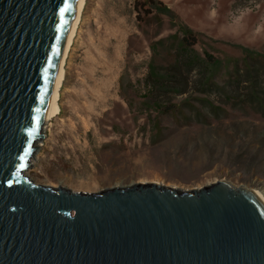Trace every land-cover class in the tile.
<instances>
[{
	"label": "rangeland",
	"instance_id": "obj_1",
	"mask_svg": "<svg viewBox=\"0 0 264 264\" xmlns=\"http://www.w3.org/2000/svg\"><path fill=\"white\" fill-rule=\"evenodd\" d=\"M158 1L202 34L194 49L218 62V86L173 96L176 111L157 112L145 83L173 66L178 18L154 10L139 24L142 0H86L60 114L44 125L26 175L82 194L149 183L190 192L226 181L264 199V0Z\"/></svg>",
	"mask_w": 264,
	"mask_h": 264
},
{
	"label": "water",
	"instance_id": "obj_2",
	"mask_svg": "<svg viewBox=\"0 0 264 264\" xmlns=\"http://www.w3.org/2000/svg\"><path fill=\"white\" fill-rule=\"evenodd\" d=\"M76 2L0 0V264H264V206L245 188L82 194L26 175Z\"/></svg>",
	"mask_w": 264,
	"mask_h": 264
},
{
	"label": "trees",
	"instance_id": "obj_3",
	"mask_svg": "<svg viewBox=\"0 0 264 264\" xmlns=\"http://www.w3.org/2000/svg\"><path fill=\"white\" fill-rule=\"evenodd\" d=\"M145 2L149 8L145 6ZM154 10L159 16L168 19L178 18L161 1L142 0L135 5L137 23H144L145 18L154 15ZM174 27L177 28L175 38L178 37V47L175 50L173 66L164 71L149 72L145 83L147 92L152 97L150 102L153 109L165 114H172L177 109L176 105L169 101L171 97L186 95L192 89L201 92L200 94H206L218 86L214 82L219 69L218 62L211 55L200 56L194 49L202 34L193 32L181 21ZM193 75L199 77L197 82L191 80Z\"/></svg>",
	"mask_w": 264,
	"mask_h": 264
},
{
	"label": "bare ground",
	"instance_id": "obj_4",
	"mask_svg": "<svg viewBox=\"0 0 264 264\" xmlns=\"http://www.w3.org/2000/svg\"><path fill=\"white\" fill-rule=\"evenodd\" d=\"M85 4H86V0H77L76 2L71 25L69 27L68 35L65 40L63 50L61 53V57H60V60H59V63L56 69L53 87H52L51 95L49 99L48 112H47L45 125H47L53 118L59 116L60 114V108L58 105V101L60 98V92H61V88H62L63 80H64V70H65V65H66L65 63H66L69 51L71 47L73 46L74 39L76 38V34L78 31V27L80 24V20L82 17V12L85 7ZM249 192L252 193L260 201V203L264 206V199L261 197L259 193L255 191H249Z\"/></svg>",
	"mask_w": 264,
	"mask_h": 264
},
{
	"label": "crops",
	"instance_id": "obj_5",
	"mask_svg": "<svg viewBox=\"0 0 264 264\" xmlns=\"http://www.w3.org/2000/svg\"><path fill=\"white\" fill-rule=\"evenodd\" d=\"M182 19H183V21H184L187 25H189V24H188L189 22L186 20L185 17L182 16Z\"/></svg>",
	"mask_w": 264,
	"mask_h": 264
}]
</instances>
